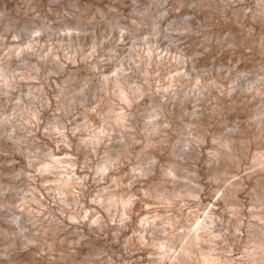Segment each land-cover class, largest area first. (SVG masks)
<instances>
[{
	"label": "clouds",
	"instance_id": "clouds-1",
	"mask_svg": "<svg viewBox=\"0 0 264 264\" xmlns=\"http://www.w3.org/2000/svg\"><path fill=\"white\" fill-rule=\"evenodd\" d=\"M0 264H264V0H0Z\"/></svg>",
	"mask_w": 264,
	"mask_h": 264
}]
</instances>
